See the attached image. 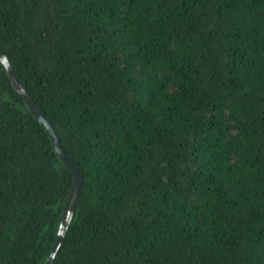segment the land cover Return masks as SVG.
<instances>
[{
    "label": "trees",
    "instance_id": "1",
    "mask_svg": "<svg viewBox=\"0 0 264 264\" xmlns=\"http://www.w3.org/2000/svg\"><path fill=\"white\" fill-rule=\"evenodd\" d=\"M0 47L84 177L54 264H264V0H0ZM73 180L0 59V264Z\"/></svg>",
    "mask_w": 264,
    "mask_h": 264
},
{
    "label": "water",
    "instance_id": "2",
    "mask_svg": "<svg viewBox=\"0 0 264 264\" xmlns=\"http://www.w3.org/2000/svg\"><path fill=\"white\" fill-rule=\"evenodd\" d=\"M0 59L3 62V64L6 67V70L8 72V75L15 86V88L22 93L24 96L27 105L29 106L32 113L39 119V121L48 129V131L51 134V137L53 139L54 148L59 156V158L63 161L65 165H67L74 174V180L72 184V188L69 194V197L67 199L63 217L61 220L59 232L57 234L56 240L54 242L52 251L46 261L45 264H54L55 257L63 244L66 234L69 230L70 224L73 220L74 214L76 212V208L81 196L82 187H83V173L79 169V167L69 158V156L64 151L60 139L51 124V122L47 119V117L43 114L41 109L38 107L37 103L35 102L33 96L31 93L23 86V84L20 82V80L17 78L14 69L11 66V63L8 59V57L5 55L3 50L0 47Z\"/></svg>",
    "mask_w": 264,
    "mask_h": 264
}]
</instances>
